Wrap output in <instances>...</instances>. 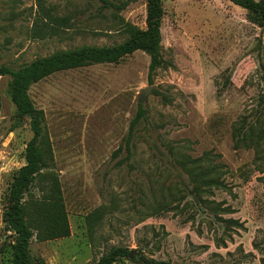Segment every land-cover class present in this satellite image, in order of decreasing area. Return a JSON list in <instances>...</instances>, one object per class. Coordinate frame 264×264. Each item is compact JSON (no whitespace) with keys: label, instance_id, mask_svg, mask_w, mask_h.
I'll list each match as a JSON object with an SVG mask.
<instances>
[{"label":"rangeland","instance_id":"1","mask_svg":"<svg viewBox=\"0 0 264 264\" xmlns=\"http://www.w3.org/2000/svg\"><path fill=\"white\" fill-rule=\"evenodd\" d=\"M106 1L112 6L0 0V66L117 45L126 27L145 29L148 0ZM162 8L164 65L152 84L149 57L138 51L52 74L28 91L45 117V168L24 196L30 256L40 264H90L114 248L168 264H264V28L230 0H163ZM10 83L0 76V264H11L6 196L32 137L28 119L16 123ZM139 102L145 116L125 149ZM241 118L259 160L233 147ZM205 152L226 168L183 165ZM57 204L69 234L41 240Z\"/></svg>","mask_w":264,"mask_h":264},{"label":"trees","instance_id":"2","mask_svg":"<svg viewBox=\"0 0 264 264\" xmlns=\"http://www.w3.org/2000/svg\"><path fill=\"white\" fill-rule=\"evenodd\" d=\"M93 1L112 6L106 0ZM230 1L246 10L254 23L260 28H264V0ZM162 2L163 0H148L145 29H139L134 26L126 27L125 31L128 33V37L117 45L109 47L84 45L74 49L57 51L48 56L36 58L16 70L5 65L0 66V76H9L11 78L9 95L15 107L16 123L20 124L23 119H28L32 132V137L25 146V163L18 169L12 179L4 207V222L13 233V241L10 245L11 264H40L30 256V241L33 237V232L27 223L24 196L37 175L45 168L47 155L42 147L45 117L44 113L33 105L28 95L29 89L52 74L93 65L115 64L138 51L144 52L149 57L147 80L148 83L152 84L154 72L164 65V60L161 56V25L164 16ZM119 7L114 6L116 9H120ZM144 116L145 110L142 103L139 102L135 116L129 125L128 135L125 139V149H128L133 129L144 119ZM243 127L244 130H242ZM249 128L250 126H245L244 118L233 123L231 128L233 147L234 149L252 148L255 152L254 160H259V145L257 143H249L246 138ZM217 159H220V155L205 152L199 158L188 160L183 165L194 164L200 169L202 165L214 164L211 170L215 174H219L220 170L226 168V166L220 163L215 164L214 161ZM216 183H218L217 180ZM55 207H60L57 210L58 213L53 220L51 219L48 232L45 234L39 232L38 238L41 240L66 237L69 234L66 217L64 211L61 210L62 206L57 204ZM123 260H129L134 264H168L148 260L142 255L135 253V251L125 248H114L108 254L101 256L90 264H115Z\"/></svg>","mask_w":264,"mask_h":264},{"label":"water","instance_id":"3","mask_svg":"<svg viewBox=\"0 0 264 264\" xmlns=\"http://www.w3.org/2000/svg\"><path fill=\"white\" fill-rule=\"evenodd\" d=\"M146 92H147L146 90H143V92H142V95H145V94H146Z\"/></svg>","mask_w":264,"mask_h":264}]
</instances>
